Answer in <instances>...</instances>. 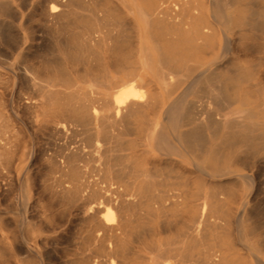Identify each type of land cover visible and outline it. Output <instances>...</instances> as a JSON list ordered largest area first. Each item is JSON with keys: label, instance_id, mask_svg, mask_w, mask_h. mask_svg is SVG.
Here are the masks:
<instances>
[{"label": "bare ground", "instance_id": "bare-ground-1", "mask_svg": "<svg viewBox=\"0 0 264 264\" xmlns=\"http://www.w3.org/2000/svg\"><path fill=\"white\" fill-rule=\"evenodd\" d=\"M0 264H264V0H0Z\"/></svg>", "mask_w": 264, "mask_h": 264}, {"label": "rangeland", "instance_id": "rangeland-1", "mask_svg": "<svg viewBox=\"0 0 264 264\" xmlns=\"http://www.w3.org/2000/svg\"><path fill=\"white\" fill-rule=\"evenodd\" d=\"M29 131L33 134L34 133V129L33 127L29 126ZM33 141H34V144H35V148L38 149L39 147H41L45 141L44 137L42 135H34L33 137ZM37 168V170H36ZM40 170V166L38 164H35L32 166L31 168V172L33 174H35L37 171ZM33 214H37V211H34ZM78 218L76 215H72L70 217V221L64 223V225L62 226V236L64 237H70V236H75L76 238V234H77V231L79 229V226L77 227V219ZM77 224V225H76ZM77 227V228H76ZM72 228V229H71ZM71 230V231H70ZM75 230V232H74ZM76 239H74V237L72 238V240L69 239V243L72 244L74 243ZM61 244H59V247L62 248L63 246H65L66 244H68V241L67 242H64V239L62 238L61 239ZM60 260H56V262L58 263Z\"/></svg>", "mask_w": 264, "mask_h": 264}]
</instances>
